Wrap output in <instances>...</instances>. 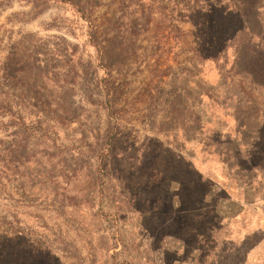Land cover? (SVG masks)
Returning a JSON list of instances; mask_svg holds the SVG:
<instances>
[{
	"label": "rangeland",
	"instance_id": "obj_1",
	"mask_svg": "<svg viewBox=\"0 0 264 264\" xmlns=\"http://www.w3.org/2000/svg\"><path fill=\"white\" fill-rule=\"evenodd\" d=\"M206 147L264 166V0H0V264H264Z\"/></svg>",
	"mask_w": 264,
	"mask_h": 264
},
{
	"label": "crops",
	"instance_id": "obj_2",
	"mask_svg": "<svg viewBox=\"0 0 264 264\" xmlns=\"http://www.w3.org/2000/svg\"><path fill=\"white\" fill-rule=\"evenodd\" d=\"M211 117L212 128L210 129V132L207 133L208 135H217L222 140L230 139L229 141H235L238 145L240 142L242 143L243 136L241 133L244 128L239 126L238 129L237 126L231 124L227 111H223V114L212 112ZM226 125L229 126L226 128ZM208 148H205L206 153L204 152L205 157L203 160L204 162L202 163L203 168H206V161H210L213 165L211 166L215 180L220 181V183L223 182L221 189L225 190L230 186L234 187L237 191L238 197L236 199L230 198L225 203L227 205H237L241 207H244L245 204L255 206L257 203H260L262 199L261 197L263 196V193L260 192L262 191V185L264 182L259 175L264 173V166L246 164L247 166L241 169L236 166L228 167L220 155L221 152L219 153L218 151H215L213 149L214 147ZM243 149L244 148L238 151H241L242 153ZM242 171L248 172V176L245 177V174ZM223 175L224 180L222 179Z\"/></svg>",
	"mask_w": 264,
	"mask_h": 264
}]
</instances>
